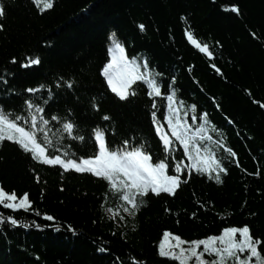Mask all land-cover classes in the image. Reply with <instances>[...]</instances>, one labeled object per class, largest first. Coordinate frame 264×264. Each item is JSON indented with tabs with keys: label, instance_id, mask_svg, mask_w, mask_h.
I'll list each match as a JSON object with an SVG mask.
<instances>
[{
	"label": "trees",
	"instance_id": "1",
	"mask_svg": "<svg viewBox=\"0 0 264 264\" xmlns=\"http://www.w3.org/2000/svg\"><path fill=\"white\" fill-rule=\"evenodd\" d=\"M0 2L5 5L0 17V77L7 80L0 82V105L23 114L26 100L48 99L46 118L70 112L85 140L65 134L63 147L76 156L95 152L91 133L97 126L108 130L110 145L129 140L144 143L154 161L164 155L152 112L166 125V97L153 100L147 86L137 82V94L122 101L101 75L110 58L112 33L130 58L146 57L150 68L162 74V92L175 90L189 123H202L191 119L195 104L197 115L207 112L236 153L231 157L217 150L228 169L222 183L193 170L190 176L182 175L187 183L175 196L149 193L135 217L118 222L108 219L101 206L105 181L42 165L5 141L0 145V184L18 196L27 192L41 215L0 205V214L21 222L0 224V264H178L158 255L166 230L192 240L246 224L264 238V0H54L43 12L33 0ZM185 30L209 44L212 58L189 43ZM35 56L41 58L40 65L21 67L27 57ZM61 77L65 83L57 87ZM72 80L69 89L66 82ZM41 84V92L25 91ZM105 115L110 120H103ZM58 127L52 122L53 135ZM169 159V174H174L177 160L187 163L180 146L175 159ZM120 203L108 197L107 207L118 209ZM45 213L55 220L44 219Z\"/></svg>",
	"mask_w": 264,
	"mask_h": 264
},
{
	"label": "snow or ice",
	"instance_id": "2",
	"mask_svg": "<svg viewBox=\"0 0 264 264\" xmlns=\"http://www.w3.org/2000/svg\"><path fill=\"white\" fill-rule=\"evenodd\" d=\"M40 11L51 9L54 0H33ZM232 11L239 13V8L233 6ZM5 15V5L0 2V17ZM143 31L145 26L138 25ZM3 26L0 25V30ZM187 39L201 52L209 57L213 56L210 46L195 38L194 33L185 30ZM254 35V34H253ZM109 59L103 65L101 75L106 81L107 88L122 101L137 93L134 85L143 82L147 86V95L155 100L166 97L167 114L163 123L157 119L156 112H152V120L156 133L163 145V158L157 156L155 161L153 153L144 144H136L124 140L119 146L110 145L107 139V129L97 126L92 130L91 138L95 145V152L87 157L76 156L69 148L63 147L65 134L73 140L83 142L85 137L78 134V124L72 118L70 112L64 117L51 115L46 118L45 105L48 99L38 103L32 99L25 101L23 114L6 110L0 105V145L5 141L15 143L24 153L31 158L48 166H60L64 171H75L80 174H91L106 182L107 190L104 193L102 208L108 219L124 221L128 216L135 217L144 203V197L149 193L160 196L162 193L175 196L181 185L187 183L182 175L189 176L195 170L197 173L207 174L209 179L216 183H222V174H227L223 160L218 156L217 150L235 157L236 153L231 147H227L224 133L216 129L209 120L207 112L197 115V106L191 105L192 121L202 120V123H189L187 113H182L184 102L179 100L172 89L169 93L162 92V74L155 72L149 66L146 57H129L125 44L119 40L115 33L111 34L110 46L107 49ZM17 61L12 59L11 63ZM39 56L27 57V62L22 63V68H30L40 65ZM215 68V64L212 65ZM219 71V69H216ZM0 82L7 84V80L0 77ZM65 83L59 79L57 87ZM175 83V78H172ZM75 81L66 82V87L73 88ZM45 88L41 84L37 87H29L28 93H38ZM49 98L52 97L51 89ZM39 99V97L37 98ZM98 111V105H93ZM153 109L156 104L153 103ZM103 120H110L105 115ZM52 122L59 127L55 134L52 133ZM213 133L219 138L214 139ZM182 147V155L187 163L177 160L174 165V174H169L172 160L175 159L177 147ZM259 175V173H255ZM39 182V176L36 177ZM108 197L118 198L121 202L118 209L107 207ZM27 192L18 196L16 191L9 192L0 184V205L14 212L18 210L35 211L32 207ZM195 216V213H193ZM44 219L54 221L55 217L44 214ZM9 222L13 226H20L21 222L14 216L4 217L0 214V224ZM23 227H29L23 224ZM40 227V225H35ZM75 232V229L68 226ZM59 230V229H57ZM264 238L252 233L249 225L227 226L218 234H211L204 238L186 240L179 234L171 231L163 232V239L158 246V255L168 258L178 264H264ZM100 251H106L100 248ZM135 264H140L135 261Z\"/></svg>",
	"mask_w": 264,
	"mask_h": 264
},
{
	"label": "water",
	"instance_id": "3",
	"mask_svg": "<svg viewBox=\"0 0 264 264\" xmlns=\"http://www.w3.org/2000/svg\"><path fill=\"white\" fill-rule=\"evenodd\" d=\"M189 41V40H188ZM189 43L194 47V48H196L190 41H189ZM205 54V53H204ZM209 58H212V57H209ZM159 136V135H158Z\"/></svg>",
	"mask_w": 264,
	"mask_h": 264
},
{
	"label": "rangeland",
	"instance_id": "4",
	"mask_svg": "<svg viewBox=\"0 0 264 264\" xmlns=\"http://www.w3.org/2000/svg\"><path fill=\"white\" fill-rule=\"evenodd\" d=\"M163 239V238H162Z\"/></svg>",
	"mask_w": 264,
	"mask_h": 264
}]
</instances>
